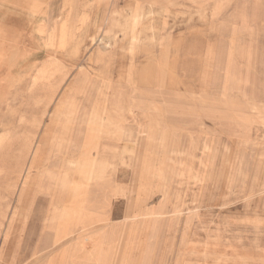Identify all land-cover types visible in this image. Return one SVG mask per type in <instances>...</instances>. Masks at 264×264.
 Listing matches in <instances>:
<instances>
[{
	"label": "rangeland",
	"instance_id": "1",
	"mask_svg": "<svg viewBox=\"0 0 264 264\" xmlns=\"http://www.w3.org/2000/svg\"><path fill=\"white\" fill-rule=\"evenodd\" d=\"M26 11L42 12L0 3V47L15 36L25 52L12 78L0 71V264L46 248L35 264H264V0H31ZM48 61L71 70L55 89L61 78H38ZM48 126L65 138L45 142ZM69 160L93 161L97 178Z\"/></svg>",
	"mask_w": 264,
	"mask_h": 264
},
{
	"label": "bare ground",
	"instance_id": "2",
	"mask_svg": "<svg viewBox=\"0 0 264 264\" xmlns=\"http://www.w3.org/2000/svg\"><path fill=\"white\" fill-rule=\"evenodd\" d=\"M12 1H14V3L15 4H13L12 3ZM5 2H8V3H10V5L11 6H13V7H16V8H19L20 10H22L23 11V13L28 17V14H27V11H26V9L30 6V3H31V0H0V3L1 4H3V3H5ZM96 2V1H95ZM96 4V3H95ZM149 5V4H148ZM154 5V4H153ZM91 5H89V6H83L84 7V9H83V7H82V10H83V13L84 14H87L89 11L87 10V9H85V7H90ZM93 7V6H92ZM119 7V6H118ZM155 7V6H154ZM153 7V8H154ZM158 7V6H157ZM156 7V8H157ZM220 7V6H219ZM229 7V6H228ZM72 9H74V8H70V13L72 12ZM161 9V8H160ZM164 9V8H163ZM75 10H78V9H75ZM134 10V9H133ZM224 11V10H223ZM42 12V11H41ZM41 12L39 13V14H37L36 16H34V17H28L29 19H33V18H35V17H39L40 15H41ZM80 12V11H79ZM217 12H218V10H217ZM222 12V11H221ZM138 13V12H137ZM159 13V12H158ZM76 14V13H75ZM79 14V13H78ZM218 15V14H217ZM245 15V14H244ZM243 15V16H244ZM138 16V15H137ZM244 18V17H243ZM133 20V19H132ZM250 23V22H249ZM102 24V23H101ZM60 25V24H59ZM136 25V24H135ZM73 26H74V24H72V22H71V17H67V19L64 21V23L62 24V32H61V35L59 34V46L60 47H64V46H66V45H68L69 43H70V41H72V34H73V31H71V29H73ZM235 26V25H234ZM237 26H239V25H237ZM100 27V26H99ZM250 27V26H249ZM245 28V27H244ZM0 29H2L1 27H0ZM70 29V30H69ZM103 29V28H102ZM58 31H59V29H58ZM106 31V30H105ZM92 33V32H91ZM94 33H95V31H94ZM93 33V34H94ZM102 33H103V31H102ZM109 33V32H108ZM57 35V34H56ZM105 35V34H104ZM2 36H4V37H7L8 38V34L5 32V30L4 29H2ZM110 35H108V36H106L107 38H108V40L110 39V37H109ZM105 37V36H104ZM91 38V37H90ZM98 38V37H97ZM101 39V38H100ZM104 39V38H103ZM102 39V40H103ZM16 41L15 43H10V44H7L6 46L4 45V46H2V47H0V59H3V61L0 63V71H3L2 73H3V75H2V78H12L11 77V74H10V71L12 70V68L15 66V64H16V62L18 61V58H20L21 57V55L22 54H24L25 52L23 51V50H20V48L18 49V47H17V45H19V40H18V38L17 37H15V36H13L12 38H11V40L10 41ZM56 41H57V39H56ZM92 41H93V43L95 42V39L93 38L92 39ZM76 42V41H75ZM101 42H103V41H101ZM57 43V42H56ZM100 43V42H99ZM106 44H108L109 42H105ZM76 44V46H75V48H74V51L75 52H73V56H77V54H78V52H79V49H80V45L81 44H79V42H77V43H75ZM90 44V43H89ZM88 45V44H87ZM106 46V45H105ZM14 48V49H12L13 51L10 53V54H8V53H5V50H6V48ZM87 47H90V46H87ZM113 48V47H112ZM18 49V50H17ZM87 49V48H86ZM89 49V48H88ZM3 50V51H2ZM233 51V50H232ZM100 59V56L98 57V59H97V61ZM66 64H64L63 62H47L45 65H44V67L42 68H40L39 69V73H41V72H46L43 76H39L38 78H61L60 79V81L59 82H57V84L56 85H54V89L55 88H57L58 87V85H62L63 84V80H64V78L69 74V71H71V70H69L68 69V67L67 66H65ZM79 71H80V69H78V72H76V74L73 76V78H78V76H79ZM62 73V74H61ZM88 78V76H87V74H83V76L81 77V78ZM228 77V76H227ZM111 83V82H110ZM91 86V85H90ZM71 90H73V91H76V92H78V91H80V85H76V83H72V85H71ZM93 87V86H92ZM92 89V88H91ZM4 90L5 89H3L2 90V92H4ZM88 90V89H87ZM86 91V90H85ZM5 93H1V96H3ZM116 95V94H115ZM113 96V95H112ZM67 101L66 100H61L60 102H59V105L57 106V109H56V111L53 113V115H52V117H51V119L53 120V121H57V123L58 124H61V123H63V121L64 120H66V117H67V111H66V108H67V103H66ZM139 107V106H138ZM150 109V108H149ZM106 110H107V108H106ZM106 110H105V112H106ZM119 115V114H118ZM139 115V114H138ZM148 115V114H147ZM100 117V118H99ZM99 117H97L96 118V122L99 124V122H100V124L99 125H105V120H104V117H101V116H99ZM126 118V117H125ZM151 120H152V118H150ZM150 120V121H151ZM73 121V123H71ZM66 122H67V120H66ZM71 124L73 125V124H76L77 122H79V117H74V118H72L71 119ZM109 123V122H108ZM112 124H113V122H112ZM90 125V124H89ZM114 125V124H113ZM112 126V125H111ZM110 126V127H111ZM160 126V125H159ZM105 127H107V126H105ZM117 127H119V126H117ZM121 128H123L122 126H121ZM120 128V129H121ZM141 128V127H140ZM98 129V128H97ZM146 129H148V126L146 127ZM101 130V129H100ZM117 129H115V131H116ZM95 131H96V128H95ZM99 131V130H98ZM143 131H144V129H143ZM78 132V131H77ZM153 132V131H152ZM156 132V131H155ZM140 133V132H139ZM145 133V132H144ZM108 134V133H107ZM117 134V133H116ZM121 134H123V132H121ZM142 134V133H141ZM146 134H149V133H146ZM72 135V138H78V136H79V133H77L76 135H74V134H71ZM119 135H120V133H119ZM118 135V136H119ZM153 135V134H152ZM165 135V134H164ZM149 136V135H148ZM147 136V137H148ZM154 136V135H153ZM152 136V137H153ZM151 137V136H150ZM155 137V136H154ZM49 138H53V143H54V141H58L59 142V140H61V139H64L65 138V133H60V134H57V133H54L53 131H52V128H50L49 126L47 127V129H46V132H44V134L42 135V138L41 139H43L45 142H48V139ZM120 138H121V136H120ZM160 138H161V136H160ZM148 139V138H147ZM151 139V138H150ZM155 139V138H154ZM159 140V139H158ZM165 140V139H164ZM164 140H160L161 142L163 141L164 142ZM152 142V141H151ZM46 144V143H45ZM52 145H54V146H56L55 144H52ZM163 145H165L164 143H163ZM166 146V145H165ZM58 149H61L60 147H58V146H56ZM106 149V148H105ZM164 150H166V148L164 149ZM84 152H86V148L84 149ZM116 152V151H115ZM94 159V158H93ZM37 163V164H36ZM68 163H71V164H73V163H76L77 164V166H80V167H83V168H85L84 169V171H85V176H87L88 178H86V179H88L89 181L90 180H94L95 178H97V175H98V170H99V166L98 165H95V163L92 161V163H90L89 165L87 164V165H85L84 166V164L82 163L81 165H80V162H78V161H76V160H69L68 161ZM105 163V162H104ZM39 164V161H37V160H34L33 162H32V165L29 167V171L28 172H31V170L34 168H38V169H40L41 168V165H38ZM98 164V163H97ZM131 164V163H130ZM144 164V163H143ZM146 164V163H145ZM100 165V167H102V164H99ZM107 165L108 164H106L105 166L107 167ZM127 165V164H126ZM162 165V164H161ZM164 166V165H163ZM162 167V166H161ZM160 167V168H161ZM102 168H104V167H102ZM109 168H111V167H109ZM116 168V167H115ZM158 168V167H157ZM163 168V167H162ZM79 169V168H78ZM98 169V170H97ZM105 169V168H104ZM156 169V168H155ZM159 169V168H158ZM107 170V169H106ZM102 171V170H101ZM161 171V170H160ZM51 172H53V171H51ZM157 172H158V170H157ZM104 173V172H103ZM103 173H102V175H103ZM155 175V174H154ZM149 177V176H148ZM155 177V176H154ZM161 178V177H160ZM100 179H102V178H100ZM64 180H62V182H63ZM67 181V180H66ZM65 182V181H64ZM76 182V181H75ZM78 183V182H77ZM82 184V183H81ZM91 184V183H90ZM23 185V184H22ZM58 186V185H57ZM76 186V185H75ZM78 187H79V185H77ZM77 188V187H76ZM82 188V187H81ZM157 188H159V186L157 187ZM72 189V188H71ZM73 189H74V187H73ZM72 189V190H73ZM77 190H78V188H77ZM146 190V189H145ZM261 191H262V189H261ZM74 192V191H73ZM260 192V191H259ZM145 195V194H144ZM251 195H252V193H251ZM86 198H87V196H86ZM150 198V197H149ZM52 206H53V211H52V220H53V222L55 223V224H57L59 227L61 226V225H63V223H60L59 224V221H60V219L62 218V216H64L65 215V212L64 211H62L61 210V206H60V204L59 203H57V202H52ZM65 208V207H64ZM67 212V211H66ZM147 216V215H146ZM66 217V216H65ZM135 216H130V217H128V218H134ZM144 218V217H143ZM139 220H140V218H139ZM111 222V221H110ZM65 224V223H64ZM91 224H94V222H91ZM67 225V224H66ZM85 227V226H84ZM59 230H57V232H58ZM85 233V232H84ZM88 233V232H87ZM86 233V234H87ZM213 233V232H212ZM74 234V233H73ZM65 236H66V234H65ZM212 236V235H211ZM220 236V235H219ZM64 237V236H63ZM220 238V237H219ZM257 239V238H256ZM61 240H62V238H60V236L58 237H56L55 239H54V241H53V243H54V247L52 248V249H54L55 247H57L58 245H61V244H63V243H65L64 241H62L61 242ZM219 240V239H218ZM221 240V239H220ZM259 240V239H258ZM217 241V240H216ZM224 241V240H223ZM260 241V240H259ZM93 242V241H92ZM238 243V242H237ZM252 243V242H251ZM259 243V242H258ZM68 244V243H67ZM67 247V246H66ZM47 249V248H46ZM46 249H43V250H38V251H36L30 258H26L25 260H23V261H21L19 264H35V262L37 261V260H39V258H42L44 255H48L50 252H49V249L48 250H46ZM41 252V253H40ZM53 253V252H52ZM63 255H64V253H63ZM61 262V261H60ZM41 263V262H40ZM59 264V263H58Z\"/></svg>",
	"mask_w": 264,
	"mask_h": 264
},
{
	"label": "crops",
	"instance_id": "3",
	"mask_svg": "<svg viewBox=\"0 0 264 264\" xmlns=\"http://www.w3.org/2000/svg\"><path fill=\"white\" fill-rule=\"evenodd\" d=\"M25 56V53L24 54H22L21 55V57L20 58H18V60H20V59H22L23 57ZM62 74V73H61ZM65 78H68L67 76L65 77ZM94 140H96V138L95 139H92V141H91V144H88V143H84V146H91V147H95V148H97V145L95 144V145H93V141ZM29 141V140H28ZM66 141L67 140H65V144L64 145H66V146H68V147H76L77 146V140H72L73 142H71V143H69V144H67L66 143ZM92 227H93V225L92 224H88V225H85V227H83V230H82V233H87V232H90L91 230H92Z\"/></svg>",
	"mask_w": 264,
	"mask_h": 264
}]
</instances>
